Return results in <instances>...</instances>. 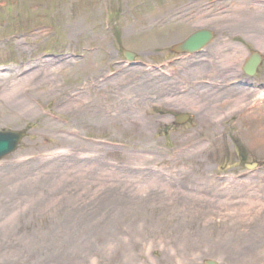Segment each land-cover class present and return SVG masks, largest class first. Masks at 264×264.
Wrapping results in <instances>:
<instances>
[{"label":"rangeland","instance_id":"rangeland-1","mask_svg":"<svg viewBox=\"0 0 264 264\" xmlns=\"http://www.w3.org/2000/svg\"><path fill=\"white\" fill-rule=\"evenodd\" d=\"M259 1L0 0V129L27 131L0 161V264H264V113L245 139L146 69L214 18L247 33L208 50L259 52L264 81Z\"/></svg>","mask_w":264,"mask_h":264},{"label":"water","instance_id":"water-1","mask_svg":"<svg viewBox=\"0 0 264 264\" xmlns=\"http://www.w3.org/2000/svg\"><path fill=\"white\" fill-rule=\"evenodd\" d=\"M209 38V34L207 33H201L198 35L192 36L189 40H187L184 44L181 46L175 48L176 52L179 51H185V52H194L197 51L203 44L204 41H206ZM124 56L131 60L133 58V55L129 53H125ZM260 62V57L257 54H252L251 57L246 61V65L244 70L247 74H252L255 70L256 66ZM24 137V133H11L7 131H0V158L3 156L9 154L10 152L14 151L16 148V145L19 143V141ZM205 264H214L212 262H206Z\"/></svg>","mask_w":264,"mask_h":264},{"label":"flooded vegetation","instance_id":"flooded-vegetation-1","mask_svg":"<svg viewBox=\"0 0 264 264\" xmlns=\"http://www.w3.org/2000/svg\"><path fill=\"white\" fill-rule=\"evenodd\" d=\"M225 32H229L230 30H224ZM218 93L221 94V98H222V102L229 99V100H234V98L236 97H240L241 96V93L239 90L237 89H220L218 90ZM211 99L208 98V101L210 103L207 104V107H211L213 108L214 104L210 101Z\"/></svg>","mask_w":264,"mask_h":264},{"label":"bare ground","instance_id":"bare-ground-1","mask_svg":"<svg viewBox=\"0 0 264 264\" xmlns=\"http://www.w3.org/2000/svg\"><path fill=\"white\" fill-rule=\"evenodd\" d=\"M219 59L220 60H224V59H227V57L226 56H220ZM194 71H196V70L194 69ZM156 88L157 89H161V87H156ZM246 132H247L246 133V137H250V138H253V137L259 138V136L262 134V132H258L256 130H251V129L250 130H247Z\"/></svg>","mask_w":264,"mask_h":264}]
</instances>
